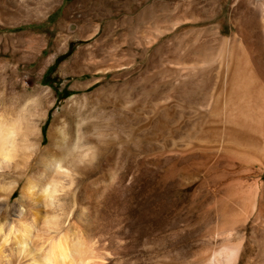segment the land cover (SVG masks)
Masks as SVG:
<instances>
[{
	"label": "rangeland",
	"instance_id": "obj_1",
	"mask_svg": "<svg viewBox=\"0 0 264 264\" xmlns=\"http://www.w3.org/2000/svg\"><path fill=\"white\" fill-rule=\"evenodd\" d=\"M223 41L264 93V0H0V197L38 258L55 241L70 264H222L230 245L264 264V155L206 128Z\"/></svg>",
	"mask_w": 264,
	"mask_h": 264
},
{
	"label": "bare ground",
	"instance_id": "obj_2",
	"mask_svg": "<svg viewBox=\"0 0 264 264\" xmlns=\"http://www.w3.org/2000/svg\"><path fill=\"white\" fill-rule=\"evenodd\" d=\"M222 44H224V41L222 42ZM236 47L233 46L229 48L225 43L218 50L217 54L211 60L207 61L208 62L207 66L208 64L213 65L215 63L218 65L217 66L218 67L217 69L218 70V75H217L218 81L216 83L217 86L215 85L216 88L214 87L215 89L212 94L213 97L210 100L211 102L209 104L208 111L210 114L214 115V114H217V108H218V109H221L220 110L221 112L219 113L220 123H218L217 125L216 124L214 125L213 123L210 124V121H209V125H207L206 128L211 129L212 131H218L217 133H219V139L217 140L216 144H217V148L220 149V151L221 149L222 150L224 149L225 151L226 145H230L231 143H233L234 148H235V151L233 149L234 154L236 155L237 153L239 154L241 150L243 151V149L245 150V147L249 146V147H252L253 149L252 151L254 153L256 151L257 154L256 153L255 154L257 156L263 158V155H264V93L262 91L263 89L260 90L259 86L257 87L251 82L250 76L252 75H250L251 68L249 66L251 65L253 66V68L257 70L258 69L256 65L257 61L253 57V53L251 49L248 48L249 46L246 47L245 52L241 54V56L242 55L243 56L240 58H237L238 54H236L237 53ZM70 101H72L71 97L65 100L66 103H69ZM67 138H68V134L62 128L57 137L56 145L59 144L60 146L62 143L64 144V142H67L68 140ZM187 142L190 145H196V142L192 139L190 140V138L187 140ZM2 144H4V142ZM28 146L29 148H27L25 144L23 146V148L25 147V149L21 148V150L23 149L22 159L19 161V165L21 167H22L23 162H27L26 159L29 156L31 157L32 154L34 153V150H36L30 147V145ZM227 148H229V146H227ZM71 149L72 148L70 146H66L64 149H61L57 153L52 154L51 159L55 161V164L57 165V167H60V168L62 167V169L63 167H66L64 163L67 162L66 157L72 154ZM224 151H222L221 153L222 156L226 154L227 150L225 152ZM242 151H241V154L243 153ZM18 156H20V153ZM29 163L31 164V161ZM2 166L4 167L5 164L3 163ZM20 166L17 167V169H19L18 174L25 175V177L27 178L26 184L23 190H25L28 194H32L31 190L33 187L31 186L33 184L30 181L31 178L29 179V177L25 174V168H21ZM68 167L66 168V170L68 169ZM4 168L6 169V167ZM0 172L1 174L3 173L2 171ZM62 175L65 176V174H62ZM255 194L253 191L250 194H247L245 197H243L244 195L241 196L242 197L241 199L244 198L245 202L248 204L249 212L253 210L254 207H256L255 200H254ZM239 197L240 196L236 197L238 198L236 202L240 200ZM258 208L256 211V215L258 214V211H259ZM247 213L246 215H248ZM9 214H10L9 210L5 206V201H3L0 197V264H17V262L12 261L11 259L12 255L17 260H19L20 258L21 259L25 258L26 264H70V260H69L70 254L67 248L64 246L65 244L63 245L60 242H55V241L50 242L51 239L49 241L50 242L49 248L46 251L45 255H43L44 257L40 258L41 250H39V252H37L40 254L38 258V254L35 251H33L34 248H32L30 246V243H28L29 241L28 239L30 237L29 228L24 229L23 227V229L14 230L12 232V227L9 222ZM22 215H23V212L19 211L18 218H21ZM34 219H36L35 215H34ZM237 250H238L237 246H230V245L229 246L225 245V246H222L221 248H218L217 254H221V256H223V261L221 260L222 264H234L236 255L238 253Z\"/></svg>",
	"mask_w": 264,
	"mask_h": 264
}]
</instances>
